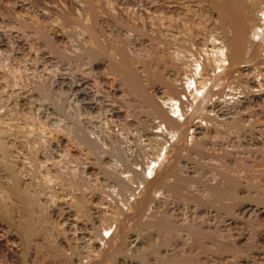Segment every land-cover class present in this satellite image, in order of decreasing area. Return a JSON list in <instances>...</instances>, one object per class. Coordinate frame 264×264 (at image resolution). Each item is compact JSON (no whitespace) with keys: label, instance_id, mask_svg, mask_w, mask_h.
Here are the masks:
<instances>
[{"label":"rangeland","instance_id":"rangeland-1","mask_svg":"<svg viewBox=\"0 0 264 264\" xmlns=\"http://www.w3.org/2000/svg\"><path fill=\"white\" fill-rule=\"evenodd\" d=\"M215 2L0 0V142L9 149L13 170L22 165L25 172L30 167L27 172L33 175L27 188L44 201L40 210L47 220L42 232L50 235L60 253L55 260L42 248L35 256L38 264H98L100 253L110 251L103 250L106 242L118 237L109 222V214L118 212L115 208L127 250L107 264H165L164 259L181 254L199 264H264V20L250 42L247 67L237 63L226 69L220 60L197 82L188 72L190 66L205 54L210 64L216 54L209 51L230 35L227 23L220 22L212 9ZM88 22L97 43L112 56L90 44L82 30ZM112 51L129 60L140 83H145V92L176 104L177 119H183L174 121L178 126L170 136L154 125L142 102L121 84L111 69L117 57ZM26 159L32 165L26 166ZM153 162L151 170L140 175ZM167 165L182 179L175 196L152 183ZM218 170L237 181V199L229 208L211 200H198L196 205L182 198L196 196L202 185L215 182ZM1 172L0 168L2 181ZM42 172L49 182H43ZM54 172L71 179L74 190L59 192L62 187L55 185L59 180H53ZM27 175L20 173L17 183L27 181ZM172 178L168 174L164 180ZM74 193L82 200L83 212L71 208ZM141 206L146 223L159 217L179 228L168 237L169 243H158L159 235L147 224H134L132 216ZM107 215L109 220L103 223ZM1 224L0 264H16L4 248L17 246ZM102 226L107 227L104 232ZM186 226L190 230L197 226L202 234L185 235L181 227ZM94 231L100 233L99 240L93 238ZM61 255L71 260L63 261Z\"/></svg>","mask_w":264,"mask_h":264},{"label":"bare ground","instance_id":"bare-ground-1","mask_svg":"<svg viewBox=\"0 0 264 264\" xmlns=\"http://www.w3.org/2000/svg\"><path fill=\"white\" fill-rule=\"evenodd\" d=\"M212 4V9H214V13H216L215 15L219 18L220 22H225L227 23L228 25V31H229V37H227L226 39L223 38L224 41L222 42H219L220 44H218L217 47H214L215 48V53L212 52V51H209V53H213L216 54L214 55V58L212 59V61L210 60V64L206 63V59H205V55H204V58L202 59H199L201 60L200 62H196V64H194L195 62H193L188 70V72H190V74H192L193 77H196L197 78V82H198V79H202L204 80V73H206L205 71L207 70L211 72V68L212 67H216V65L219 63V61L221 60L222 62H224V64H221L222 65H226V69H227V66L230 67V66H233L234 64H237V63H243L244 65L245 62L247 61V58L248 56L250 55L251 53V47H250V42L252 41V39L254 37L257 36L258 34V28H259V25L263 20H264V1L263 0H217V2L215 3H211ZM217 18V19H218ZM90 23V24H89ZM223 24V23H222ZM83 27H82V30L86 33L87 37H88V40L90 42V44H92V46H94V48H97L99 50H101L100 52L105 51L106 55H109V56H112L111 55V52L110 53H107V50L102 47L101 45H99L97 43V40H95V36H93V24L91 22H88V24L84 25L82 24ZM227 27V26H226ZM225 27V28H226ZM227 29V28H226ZM225 29V30H226ZM224 33V32H223ZM96 35V34H95ZM86 37V38H87ZM97 37V36H96ZM260 42V41H259ZM215 45V44H214ZM91 46V47H92ZM213 46H211L212 48ZM109 48V47H108ZM213 48V49H214ZM111 50V49H109ZM113 50V49H112ZM121 51V50H119ZM119 51H117L115 53L117 55V57L115 58L114 62L111 63V69L116 72L115 74L118 75L119 77V80L121 82V84L127 88L129 90V92L131 91V93H133V95L136 96L137 99H139L140 102H142L143 104V107H145L147 109V111H149V114L152 116V118L155 119V124L157 126V128H159V130H164L166 133V136L168 134V136H170L171 132L175 130V126L178 124H174V121L177 119V116L179 115L180 111H178L176 109V104L175 103H171L169 101H163V99H158L159 97H153L151 95L153 94H149L148 91L145 92L144 89L142 88V84H145V83H140V81L138 80V77L137 75L139 76V74H135L134 71L132 70L133 68H131L127 61V59L125 58V56H123L122 53H120ZM261 51V50H260ZM122 52V51H121ZM172 52V51H171ZM171 52L169 53L171 55ZM262 52V51H261ZM86 53H88V51H86ZM104 53V54H105ZM175 53V52H174ZM208 53V54H209ZM210 53V54H211ZM263 53V52H262ZM89 54V53H88ZM209 54V55H210ZM177 55V54H176ZM185 55V54H184ZM212 55V54H211ZM210 55V56H211ZM212 55V56H213ZM199 56V55H198ZM216 56V57H215ZM180 57V56H179ZM165 58V57H164ZM176 58V57H175ZM200 58V57H199ZM210 58V57H209ZM163 59V58H162ZM193 59V58H192ZM191 59V60H192ZM209 60V59H208ZM179 61V60H178ZM188 63V62H187ZM173 65V64H172ZM219 65V64H218ZM217 65V66H218ZM221 65V66H222ZM243 65V66H244ZM173 67V66H172ZM182 67V66H181ZM187 67V66H186ZM185 67V68H186ZM208 67H210L208 69ZM220 67V66H219ZM224 68V66H222ZM245 67V66H244ZM247 67V65H246ZM245 67V68H246ZM245 68H242L240 70H244ZM218 69V68H217ZM225 69V68H224ZM223 69V70H224ZM155 70V69H154ZM179 70V69H178ZM186 70V69H185ZM215 70V69H213ZM212 70V71H213ZM219 70V69H218ZM221 70V69H220ZM225 71V70H224ZM181 72V71H180ZM187 72V73H188ZM155 73V72H154ZM184 73V72H183ZM209 73V72H208ZM216 73V72H215ZM214 73V74H215ZM175 74V73H174ZM207 74V73H206ZM166 75V74H165ZM201 75H202V78H201ZM218 75V74H217ZM156 76V75H155ZM177 76V75H176ZM182 76V75H181ZM181 76H179L181 78ZM215 76V75H214ZM141 77H144L145 76H141ZM167 77V76H166ZM165 77V78H166ZM186 77V76H185ZM206 77V76H205ZM154 78V77H152ZM163 78V77H162ZM156 79V78H155ZM188 79V78H186ZM190 79H193L194 78H190ZM189 79V80H190ZM207 79V77H206ZM209 79V78H208ZM207 79V80H208ZM161 80V79H160ZM165 80V79H164ZM171 80V79H170ZM175 80V79H174ZM189 80H187V87L189 86ZM166 81V80H165ZM164 81V82H165ZM209 81V80H208ZM211 81V80H210ZM169 82V81H168ZM186 82V80H183V84ZM194 82V81H193ZM196 82V81H195ZM147 83V82H146ZM167 83V82H165ZM177 83V81H176ZM202 83V82H200ZM204 85L206 82H203ZM150 84V83H149ZM191 84H194V83H191ZM197 84V83H196ZM209 84V83H208ZM166 86V84H164ZM176 85V84H175ZM185 85V84H184ZM198 85V84H197ZM196 85V86H197ZM145 86V85H144ZM147 86V85H146ZM160 86V85H159ZM162 86V85H161ZM192 86V85H191ZM200 86V85H198ZM197 86V87H198ZM202 86V85H201ZM157 87V86H156ZM169 87V85H168ZM180 87V85H179ZM186 87V86H185ZM205 87V86H204ZM215 87V86H214ZM189 88V87H188ZM193 88V86H192ZM171 89V87H170ZM173 89V87H172ZM187 89V88H186ZM198 89V88H196ZM201 89V88H200ZM203 89V88H202ZM201 89V90H202ZM175 90V89H173ZM178 90V89H177ZM192 90V89H191ZM182 91V90H181ZM199 91V90H198ZM197 91V92H198ZM209 91V90H208ZM158 92V91H157ZM160 92V91H159ZM169 92V91H168ZM175 92V91H173ZM187 92V90H185V93ZM193 91H191L190 93L192 94ZM196 94V91H194ZM200 92V91H199ZM130 93V94H131ZM152 93V92H151ZM156 93V92H155ZM172 93V92H171ZM181 93V92H180ZM198 94V93H197ZM196 94V95H197ZM200 94V93H199ZM198 94V95H199ZM162 95V94H160ZM159 95V96H160ZM179 95V94H178ZM193 95V94H192ZM158 96V95H157ZM169 96V95H168ZM180 96V95H179ZM178 97V96H177ZM185 97V96H184ZM191 97V96H190ZM194 97H196L194 95ZM180 98V97H179ZM193 98V96H192ZM166 99V98H165ZM169 98L167 97V100ZM183 99V98H182ZM187 99V98H186ZM170 100V99H169ZM181 100V99H180ZM184 100V99H183ZM195 99H193L194 101ZM173 101V100H172ZM183 102V101H182ZM189 102V101H188ZM192 102V101H191ZM185 103V101H184ZM190 104V103H189ZM141 106V104H140ZM185 106V104H184ZM182 107V106H180ZM184 109V108H182ZM184 111V110H182ZM185 113V112H184ZM182 115V114H181ZM184 115V114H183ZM149 116V115H148ZM180 116V115H179ZM182 116L178 119H181ZM153 119V120H154ZM177 119V120H178ZM183 119V118H182ZM183 121V120H182ZM238 121V120H237ZM175 122V123H176ZM233 123V122H232ZM230 125V124H229ZM232 125V124H231ZM7 126V125H6ZM178 126V125H177ZM2 128V127H1ZM4 128V126H3ZM6 128V127H5ZM4 128V129H5ZM179 128V127H177ZM193 128V127H192ZM162 131V133L164 132ZM160 132V131H159ZM3 134H5V132L3 131L2 132ZM173 133V132H172ZM1 136V134H0ZM163 136V135H162ZM172 136V135H171ZM164 137V136H163ZM166 138V137H165ZM168 138V137H167ZM3 140V139H2ZM162 142V140L160 141ZM5 143V142H4ZM3 142H0V168H1V172L3 175V180L1 181L0 180V221H2V224L4 223V225L8 228V231H6L5 229V234H6V237H8V239L10 238V240H14L15 243L13 244H16L17 248L15 247V249L10 248H4V252L7 254V255H11L12 257H14L15 259V263L16 264H38L35 260V256L36 255H39V252L40 250L43 248L50 256H52L53 258H55V260L57 259L56 257L60 256L59 254V251L56 249L55 247V243L53 242L52 243V240H50V235H48V233H46V235H48L49 237L47 238L46 235L42 232L43 230L41 229L42 228V225L43 223L46 224V215L43 213H41V207L43 206L42 205V201H38L37 200V194L35 191H32V190H28L27 188V185L29 183V180L31 178V175L32 172H27L28 168L30 167H26L28 165H30L31 163H29V161H26L28 162V164L25 166L27 169H25L26 173H28L29 175H27V181H21L20 184H18L19 182L17 181V178L19 176L20 173H25L23 170V166L21 165L20 167H18V169L16 170H13L14 168H12L11 166V163L12 162L10 160V156H9V153H8V150H7V145L4 144ZM161 146V145H160ZM164 146V145H163ZM163 148V147H162ZM31 152L28 153V155L30 154ZM13 155V154H12ZM158 155V152L157 154ZM155 155V156H156ZM27 156V155H26ZM31 156V155H29ZM24 157V156H23ZM32 157V156H31ZM113 158V157H112ZM32 161L34 160L33 158H31ZM156 158H153V160H155ZM157 161V159H156ZM160 161V160H159ZM158 161V162H159ZM25 162V161H24ZM23 162V164H24ZM25 162V163H27ZM37 162V161H36ZM34 162V163H36ZM112 162V161H110ZM16 163V162H15ZM149 163V162H148ZM116 164V163H115ZM154 164L153 163H150L149 165H146V167H144L142 170L144 171L143 174H140V175H144L146 173V171H150L151 170V165ZM13 165V164H12ZM19 165V164H18ZM32 165V164H31ZM35 166V164H33ZM38 165V164H37ZM39 166V165H38ZM112 166V165H111ZM115 166V165H114ZM156 166V165H155ZM15 167V166H14ZM36 167V166H35ZM33 168V169H36V168ZM40 168V167H38ZM111 168V167H110ZM138 168V167H137ZM172 167L167 165L165 167V170H164V173L162 174V177H157V178H153L152 180V183H155V187L156 189L157 188H162L163 190H166L170 193H176V190L177 188H180L179 185V182H181V178L177 176L176 173H174V170L171 169ZM175 169V167H174ZM37 170V169H36ZM176 170V169H175ZM29 171V170H28ZM32 171V170H30ZM219 172H216V176L217 178H215V182H213L212 184H210L209 182V185H205L204 186L202 185L200 187V191H196L197 192V195L196 196H193V195H183L182 198L186 199L187 201L189 200L190 202H192L193 204H196L198 203V200L199 201H204V200H211L212 202H214L218 207L226 210L228 205L230 203H232L233 201L235 202V199L236 198V195H235V186H236V180L231 176L229 175L228 173H225L223 171H220L218 170ZM20 172V173H19ZM44 172V170H43ZM43 172H42V176H43ZM163 172V170H162ZM46 173V172H44ZM55 173V172H54ZM150 173V172H149ZM148 173V174H149ZM34 174H37V172L35 171ZM168 174L173 176V178L170 180V182L167 183L166 180H164L166 177H168ZM55 176H51L53 178V180H55V177L58 178L57 180H59L58 182L55 180V185L57 184V186L59 187H62V188H59V192L60 190H65L68 191L71 189L74 190V184L73 185V182L68 180L67 178H63V177H57L56 173L54 174ZM64 175V174H63ZM160 175V174H159ZM36 176V175H35ZM39 175V177H42ZM47 175H45V180H47L48 178L46 177ZM23 177V176H22ZM38 177V175L36 176ZM38 177V178H39ZM18 178V179H19ZM33 178V177H32ZM62 178V179H60ZM69 178V176H68ZM126 178V177H125ZM142 178V177H141ZM212 178V176H211ZM42 179V178H41ZM40 181L42 182L44 180V176H43V180ZM128 179V178H126ZM143 179V178H142ZM210 179V178H209ZM36 180V179H35ZM39 180V179H38ZM43 181L44 183H47L49 182V180L46 182V181ZM124 180V179H123ZM137 180V179H136ZM164 180V181H163ZM184 180V179H183ZM187 180V179H186ZM214 180V179H213ZM38 182L39 183V186H43L41 185V182ZM131 181V180H130ZM138 181V180H137ZM136 181V182H137ZM190 181V180H189ZM236 181V182H235ZM18 182V183H17ZM37 182V181H36ZM141 182V180H140ZM185 182V181H184ZM187 182V181H186ZM42 183V184H44ZM75 183V182H74ZM30 184V183H29ZM36 184V183H35ZM53 184V183H52ZM47 185V184H46ZM183 185V184H182ZM200 185V184H199ZM32 186V185H31ZM45 186V184H44ZM181 186V185H180ZM56 187V186H55ZM78 187V186H77ZM76 187V188H77ZM141 187V186H140ZM152 187V186H151ZM183 187V186H181ZM46 188V186H45ZM48 188V186H47ZM237 188V187H236ZM43 189V188H42ZM181 189V188H180ZM80 190V189H79ZM159 190V189H157ZM179 190V189H178ZM235 190V191H234ZM37 191V189H36ZM123 191V190H122ZM186 191V189L184 190ZM194 191V192H195ZM49 194L48 196L46 197L47 200L49 198V196H51V192L48 191ZM72 192V191H71ZM80 192V191H79ZM195 192V193H196ZM47 193V192H46ZM83 193V192H82ZM179 193V192H178ZM66 194V193H65ZM72 194V193H70ZM75 194V193H74ZM80 194V193H79ZM180 194V193H179ZM78 195V194H77ZM76 194L75 195H72V199H70L71 201V205H72V209L73 210H79V212L81 211V201L79 196H77ZM146 195V194H145ZM174 195V194H173ZM82 196V195H81ZM149 195L145 196L146 198H148ZM175 196V195H174ZM70 197V198H71ZM195 197H197L198 199H196ZM45 198V200H46ZM51 198V197H50ZM49 198V199H50ZM69 198V197H68ZM181 198V196H180ZM53 199V197H52ZM67 199V198H66ZM89 199V198H88ZM90 200V199H89ZM142 200H146V199H142ZM116 201V200H115ZM186 201V202H187ZM44 202V201H43ZM48 202V201H47ZM84 202V201H83ZM144 202V201H143ZM146 202V201H145ZM46 203V202H45ZM87 203V202H86ZM70 204V203H69ZM83 204V203H82ZM88 204V203H87ZM197 205V204H196ZM45 206V205H44ZM86 206V205H85ZM89 206V205H88ZM138 206V205H137ZM92 207V206H91ZM70 208V207H69ZM83 208V207H82ZM87 208V207H86ZM89 208V207H88ZM137 208V207H136ZM139 208V206H138ZM229 208V207H228ZM16 209V211L13 213V211ZM43 209V208H42ZM68 209V208H66ZM95 209V208H94ZM118 212L119 210L117 208H115ZM120 209V208H119ZM145 209V208H143ZM142 209V206H141V210H139L138 214H137V209H136V212L135 214L132 216V221L134 222V224L137 226L138 224L140 226H144V225H148L150 227L153 228V230L155 232H157L156 236L159 235V237L157 238L158 239V243H161V244H166L167 241L169 240L168 237H170L171 235H173L174 233L176 234V230H178L179 228L177 226H175L174 224L172 223H169V222H166L164 221L163 219L159 218L158 219H155L153 220L152 222H149V223H146V221L148 219H146L145 221L144 220H141V217L143 216V211ZM69 210V209H68ZM72 210V211H73ZM135 210V208H134ZM133 210V212H134ZM71 211L70 214H72L73 212ZM86 211V210H85ZM193 211V210H192ZM83 212V211H81ZM90 213V211H88ZM115 212V210H114ZM118 212L115 213L114 216L111 217V215L109 214V218H110V221L111 224L115 225L116 229H117V233H118V237L116 238L115 236V240L114 241H111V239H109L110 241L106 242V244L104 245V248L103 250L107 251L106 249H110V251H108L107 253H104L103 251V254L100 253V257H99V261H98V264L99 262H102V261H106L105 263L102 262L103 264H107L108 261L115 255V254H120V256L123 254L122 253H125V250L124 247H123V244L122 243V238H121V230L123 229H120V226L117 224L121 219L117 217L118 215ZM145 212V211H144ZM60 213V212H59ZM85 213V212H84ZM88 213V214H89ZM113 213V212H112ZM120 213V212H119ZM87 214V216H88ZM124 214V213H123ZM149 214V213H148ZM85 215V214H84ZM132 215V214H130ZM76 216V214H75ZM128 216V215H127ZM99 217V216H98ZM105 217V216H104ZM103 217V218H104ZM119 217H120V214H119ZM126 217V216H124ZM131 217V216H130ZM170 217V216H169ZM168 217V218H169ZM78 218V217H77ZM81 218V217H79ZM102 218V219H103ZM106 218V217H105ZM148 218V217H147ZM167 218V217H166ZM76 219V217H75ZM87 220H89L88 218H86ZM143 219V218H142ZM144 219H145V216H144ZM152 219V218H151ZM80 220V219H79ZM101 220V219H100ZM108 221V215H107V218L104 220L103 223H105V221ZM125 220V219H123ZM150 220V219H149ZM71 221V220H70ZM76 221V220H75ZM102 221V220H101ZM131 221V223H132ZM91 222V221H90ZM176 223V222H175ZM1 224V225H2ZM82 224V222L80 223ZM84 224V222H83ZM110 224V223H109ZM110 224V225H111ZM127 224V222H126ZM133 224V225H134ZM179 224V223H178ZM121 225V223H120ZM3 226V225H2ZM83 226V225H82ZM123 226V225H122ZM139 226V227H140ZM71 227V226H70ZM99 227V226H98ZM101 227V226H100ZM103 227V226H102ZM135 227V226H134ZM5 228V227H3ZM48 228V227H46ZM104 228V229H103ZM102 229L98 228V230L100 229L102 232H104L103 230H105L106 228L103 227ZM128 228V226H127ZM151 228V229H152ZM44 229V228H43ZM70 229V228H69ZM85 228H83L84 230ZM97 229V228H96ZM181 229L183 230L182 232L185 234V235H189L191 233H195V234H199L201 233L199 231V228L196 226H194L191 230L186 226V227H181ZM180 229V230H181ZM81 230V229H80ZM99 230V231H100ZM179 230V231H180ZM116 231V230H115ZM125 231V230H124ZM88 232V231H87ZM96 232V231H94ZM84 233V232H83ZM90 233H93V232H90ZM99 233V232H98ZM97 232L95 233L94 237L95 240H99V235L100 233L98 234ZM113 233V232H112ZM117 233H115L117 235ZM73 234V233H72ZM87 234V233H86ZM98 234V235H97ZM149 234V233H148ZM202 234V233H201ZM200 234V235H201ZM136 235V234H135ZM183 235V234H182ZM1 236V235H0ZM87 236V235H86ZM93 236V235H91ZM178 236V235H177ZM2 237V236H1ZM5 238V236H3ZM110 237V236H109ZM114 237V236H113ZM129 236H127L128 238ZM64 238V237H63ZM74 238V237H73ZM175 238V237H173ZM189 238V237H188ZM1 239V238H0ZM53 239V238H52ZM56 239V237L54 238ZM90 239V238H89ZM150 239V238H149ZM5 240V239H3ZM113 240V238H112ZM129 240V239H128ZM155 240V239H153ZM173 240V239H171ZM55 241V240H54ZM90 241V240H89ZM93 241V240H92ZM124 241V240H123ZM180 241V240H179ZM5 242V241H4ZM128 242V241H127ZM147 242V241H146ZM170 241H168L169 243ZM185 242V241H184ZM196 242V241H195ZM1 243V242H0ZM3 243V242H2ZM9 243V242H8ZM97 243V242H96ZM173 243V242H172ZM199 243V242H198ZM5 244V243H3ZM13 244L11 246H13ZM91 244V243H90ZM157 244V243H156ZM179 244V243H178ZM6 245V244H5ZM160 245V244H158ZM171 245V243H170ZM198 245V244H197ZM10 246V245H9ZM98 246V245H97ZM101 246V245H100ZM125 246V245H124ZM165 247V246H164ZM179 247V246H178ZM84 248V247H83ZM157 248V247H156ZM92 249V247H91ZM95 249V248H94ZM175 249V248H174ZM93 250V249H92ZM97 251V250H96ZM154 251V250H153ZM179 251V250H178ZM85 252V251H84ZM88 252V250H87ZM91 252V251H90ZM88 252V253H90ZM94 252V251H93ZM98 252V251H97ZM159 252V251H158ZM180 252V251H179ZM182 252V251H181ZM187 252V251H186ZM189 252V250H188ZM45 255V254H44ZM67 255V254H66ZM69 255V254H68ZM77 256V255H76ZM155 256V255H154ZM40 257V256H38ZM81 257V256H80ZM95 257V256H94ZM98 257V256H97ZM117 257V255H116ZM115 256L113 257L116 258ZM130 257V256H129ZM156 257V256H155ZM190 257V256H189ZM186 254L182 255L181 256H176V258H166L164 259L163 261L165 262V264H199V263H196V262H193L190 258H189ZM37 258V257H36ZM51 258V259H53ZM59 258V257H58ZM61 258L63 259V261H65V258L66 260H71V258H67V256H63L61 255ZM73 258V257H72ZM84 259V258H83ZM137 259V258H136ZM155 259V258H154ZM135 260V259H134ZM157 260V258H156ZM155 260V261H156ZM140 261V260H139ZM51 262V261H50ZM86 262V261H85ZM44 263V262H42ZM110 263V262H109ZM132 263V262H131ZM48 264V263H47ZM50 264V263H49ZM53 264V263H51ZM55 264V263H54ZM75 264V263H74Z\"/></svg>","mask_w":264,"mask_h":264}]
</instances>
